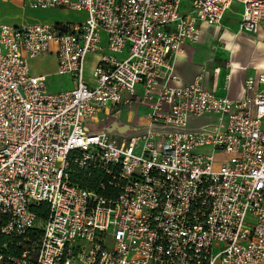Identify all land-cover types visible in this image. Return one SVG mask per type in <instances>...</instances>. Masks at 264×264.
<instances>
[{"label":"built area","instance_id":"built-area-1","mask_svg":"<svg viewBox=\"0 0 264 264\" xmlns=\"http://www.w3.org/2000/svg\"><path fill=\"white\" fill-rule=\"evenodd\" d=\"M24 2L85 15L0 22V264H264V71L239 99L170 84L201 25L237 3L255 33L264 0ZM134 106L133 133L89 126Z\"/></svg>","mask_w":264,"mask_h":264},{"label":"crops","instance_id":"crops-1","mask_svg":"<svg viewBox=\"0 0 264 264\" xmlns=\"http://www.w3.org/2000/svg\"><path fill=\"white\" fill-rule=\"evenodd\" d=\"M17 2L22 9H26L25 7L27 6L24 4V0H17ZM232 6L233 12L229 14L226 11L221 22L228 32L235 31L224 24V19L226 16H235L238 25L241 10L237 3H232ZM223 29L203 24L201 25V36L199 41H197L198 43L195 44V48H191L194 43L190 41L183 44L185 47L180 49V52H177L178 54H176L172 63L173 71L177 76L174 81L170 82L172 86L189 84L196 75L201 74V82L204 87L215 94L226 96L229 99H239L244 96V79L249 75H257L264 71V46L252 47L250 43L253 42L248 37L254 38L252 39L254 42H258L259 39L264 42V31L260 30L254 34L238 29V32H235V39L239 44L238 51L240 55L238 56L239 59L231 60L230 55L234 53L236 45L230 48L226 46V43H222L221 46L223 48H218V44L221 43V30L223 31ZM231 35L234 36L233 34ZM222 36H224V33ZM213 40L219 42L213 43ZM226 62L230 64L228 68L225 67ZM132 108L134 110L130 119L135 121L132 118L136 116L138 118L136 122H138L141 108H138V106Z\"/></svg>","mask_w":264,"mask_h":264},{"label":"rangeland","instance_id":"rangeland-1","mask_svg":"<svg viewBox=\"0 0 264 264\" xmlns=\"http://www.w3.org/2000/svg\"><path fill=\"white\" fill-rule=\"evenodd\" d=\"M26 9H22L19 5L17 0H0V22L9 23V24H22V23H34V22H41L44 23H54V22H73V21H79L84 18V12L83 11H74L68 8H52V9H35L30 7H25ZM187 7V0H183L182 4V11L186 10ZM233 6L227 10V13L231 14L230 12H233ZM224 24L228 25L229 28L234 30L235 32H238L237 28V22L235 16H226L224 19ZM211 32V31H210ZM233 31H226L224 32V36H220L221 43L218 45H222V43H226V46L229 45L230 48L233 47V45H236L234 48V53L230 55L231 60L239 59L238 56L239 53V47H238V41H236L235 36L236 33ZM212 34V33H211ZM233 34L234 36H232ZM249 40L252 42V37H248ZM214 41V40H213ZM219 41H214L213 43H217ZM198 42H195L192 44L191 48H195V44ZM190 44V43H189ZM251 44V43H250ZM217 46V45H216ZM185 46H181V49H183ZM93 54H89L86 57L85 62V75L87 76L89 73V70L92 67L93 60H94ZM54 56L53 55H47L43 57H38L36 59L30 60V66L31 70L36 72H44V73H51L53 69L55 68L54 65ZM55 85V82L52 84ZM133 108H127L125 110L120 111L119 113L110 114L107 118L103 120L100 125L98 123L96 124H90V128L92 129H107L109 130L115 137L123 136L129 133H133L135 131L136 120L138 119L136 116L132 119L135 121H132L130 118L133 114ZM200 150V149H199ZM41 221H37L35 226L40 227Z\"/></svg>","mask_w":264,"mask_h":264},{"label":"bare ground","instance_id":"bare-ground-1","mask_svg":"<svg viewBox=\"0 0 264 264\" xmlns=\"http://www.w3.org/2000/svg\"><path fill=\"white\" fill-rule=\"evenodd\" d=\"M210 27H214V26H211V25H210ZM260 30H263V31H264V29L261 28V29L257 30L255 33H258ZM224 31H226V28H225V27H224L223 31L221 30V35L224 33ZM255 33H254V34H255ZM257 39H258V38H257ZM262 40H263V39H262ZM263 41H264V40H263ZM252 42H253V43H251V46H252V47H255V46H256V47L258 48V47H263V46H264V44H263L264 42H262L260 39H259L258 42H256V41H255V42L252 41ZM227 46L230 47L229 45H227ZM251 46H250V47H251ZM218 48L221 49V48H223V46L219 45ZM224 48H225V47H224ZM225 50H226V49H225ZM219 51H220V50H219ZM178 52H180V51L178 50ZM177 54H178V53H177ZM262 67H263V66H262ZM263 68H264V67H263ZM222 70H223V69H222ZM217 76H218V75H217Z\"/></svg>","mask_w":264,"mask_h":264},{"label":"trees","instance_id":"trees-1","mask_svg":"<svg viewBox=\"0 0 264 264\" xmlns=\"http://www.w3.org/2000/svg\"><path fill=\"white\" fill-rule=\"evenodd\" d=\"M31 209L37 214L38 217L44 216V214L47 213L45 203H41L38 206H32Z\"/></svg>","mask_w":264,"mask_h":264}]
</instances>
